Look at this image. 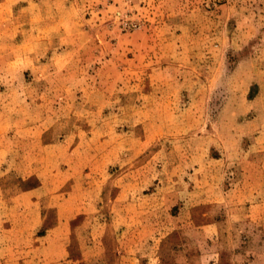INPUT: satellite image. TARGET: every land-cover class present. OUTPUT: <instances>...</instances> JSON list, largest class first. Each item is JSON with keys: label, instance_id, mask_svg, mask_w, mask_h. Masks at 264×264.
<instances>
[{"label": "rangeland", "instance_id": "1", "mask_svg": "<svg viewBox=\"0 0 264 264\" xmlns=\"http://www.w3.org/2000/svg\"><path fill=\"white\" fill-rule=\"evenodd\" d=\"M53 174L0 264H264V0H0V205Z\"/></svg>", "mask_w": 264, "mask_h": 264}, {"label": "crops", "instance_id": "2", "mask_svg": "<svg viewBox=\"0 0 264 264\" xmlns=\"http://www.w3.org/2000/svg\"><path fill=\"white\" fill-rule=\"evenodd\" d=\"M8 60H11V55ZM15 56V55H14ZM44 132L41 130L40 133ZM49 144H43L46 146ZM31 175L22 176L20 181L28 179ZM39 183L35 184L31 189H21L14 193L4 195L5 202L0 205V215L5 216L4 221H8L9 225L5 230L16 232L22 230L25 223H30L28 228L36 233L34 241L36 242L35 254L38 260H44L47 263L57 262L63 258L71 256L69 247L70 234L76 228L73 220L83 212L77 210L75 205L78 195L73 192H68L63 195L62 201L58 205H48L55 197L53 188L50 191L52 184L55 183L54 174L48 175L46 179H41L35 175ZM47 188V191H42ZM55 207V214L47 211L49 208ZM9 216V217H8ZM31 220V221H30ZM22 234L19 235L21 237Z\"/></svg>", "mask_w": 264, "mask_h": 264}]
</instances>
